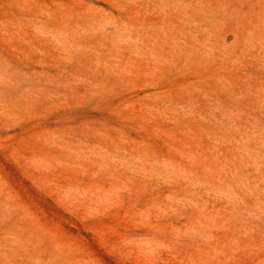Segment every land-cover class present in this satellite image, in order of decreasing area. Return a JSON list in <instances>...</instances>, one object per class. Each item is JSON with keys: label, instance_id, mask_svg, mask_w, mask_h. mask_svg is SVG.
<instances>
[{"label": "rangeland", "instance_id": "rangeland-1", "mask_svg": "<svg viewBox=\"0 0 264 264\" xmlns=\"http://www.w3.org/2000/svg\"><path fill=\"white\" fill-rule=\"evenodd\" d=\"M0 264H264V0H0Z\"/></svg>", "mask_w": 264, "mask_h": 264}]
</instances>
